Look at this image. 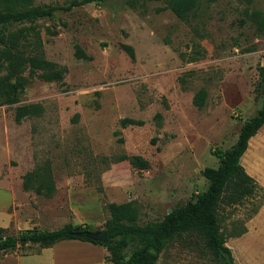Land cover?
<instances>
[{
    "label": "rangeland",
    "instance_id": "obj_1",
    "mask_svg": "<svg viewBox=\"0 0 264 264\" xmlns=\"http://www.w3.org/2000/svg\"><path fill=\"white\" fill-rule=\"evenodd\" d=\"M69 1L32 0L54 7L35 24L41 55L65 68L62 79L45 81L41 70L25 65L18 74V101L6 104L0 98V225L14 206L27 228L51 230L71 222L99 230L108 218L104 204L127 201L137 223L159 220L205 190L201 170L217 165L211 151L228 148L242 121L261 105L264 0H208L186 20L162 0H135L136 7L125 0L68 6ZM121 44L132 47V61ZM76 48L86 57L76 56ZM201 88L205 98L197 107L192 97ZM26 103H40L42 112L16 123L14 108ZM122 117L142 124L121 127ZM247 144L242 167L261 174L264 123ZM121 154L141 156L147 168L118 160ZM25 173H32L27 189ZM38 184L40 192L34 190ZM227 195L216 215L222 233L232 235L264 193L255 187L237 203ZM16 231L11 222L2 234ZM231 245L237 260L249 258V245ZM40 246L19 250L34 253ZM255 246L264 253L262 243ZM132 249L129 245L127 256ZM62 250L67 249L56 247L58 255ZM154 264L218 263L201 240L182 235Z\"/></svg>",
    "mask_w": 264,
    "mask_h": 264
},
{
    "label": "trees",
    "instance_id": "obj_2",
    "mask_svg": "<svg viewBox=\"0 0 264 264\" xmlns=\"http://www.w3.org/2000/svg\"><path fill=\"white\" fill-rule=\"evenodd\" d=\"M102 1L70 0L68 6ZM206 1L208 0H162L164 7L181 20L192 17L195 10ZM125 2L129 7L137 5L135 0H125ZM53 10L54 7L50 5L32 4V0H0V67L5 69V74L0 75L2 103L12 104L18 101L17 94L22 90L18 74L25 65L31 69L41 70L38 76L45 81L62 79L65 68L56 67L53 62L43 59L41 55V41L35 24L37 19L51 16ZM251 14L257 17L255 12ZM24 47L28 48L27 54L22 52ZM120 47L132 61L134 58L132 47L127 44H121ZM74 53L76 56L86 57L79 48H76ZM258 69L257 84L262 85L264 84V66ZM10 77H14L13 82L9 81ZM204 98L205 91L201 88L193 95L192 103L200 107L203 105ZM42 109L40 103L17 105L14 108L13 120L19 123L23 117L38 116ZM263 123L264 91L261 105L253 115L242 121L235 141L224 150L215 148L211 151V154L217 157V165L204 167L201 170V174L208 181L205 190L195 194L193 200L172 207L159 220L139 224L136 221V209L129 201L107 202L104 204L108 214L103 227L106 233L104 242L74 236L73 232L89 228L84 224L71 222L52 230L27 228L15 234H2L4 229L0 228V253L10 250L25 254L26 252L19 248L22 249L27 244L36 243L47 246L62 239L75 238L101 245L105 250L104 260L112 264H154L158 254L171 240L182 235H189L201 240L202 245L218 264H233L230 250L225 245L227 236L222 233L217 219V205L225 192H228L229 202L237 203L241 198L251 195L253 188L257 186L255 180L242 167L241 157L248 148L247 142ZM141 124L142 121L139 119L129 117L119 119L121 127ZM117 159H126L132 167L137 169H145L148 165L147 161L139 155L121 154ZM31 177L32 173L24 174L23 189L29 187ZM96 188L97 191L101 190L99 186ZM40 189V184L34 186L36 192H40ZM240 232L242 229L236 233ZM129 245H132L133 249L127 256L126 249Z\"/></svg>",
    "mask_w": 264,
    "mask_h": 264
},
{
    "label": "crops",
    "instance_id": "obj_3",
    "mask_svg": "<svg viewBox=\"0 0 264 264\" xmlns=\"http://www.w3.org/2000/svg\"><path fill=\"white\" fill-rule=\"evenodd\" d=\"M245 172L253 179H256L254 180L257 184V189L264 193V170H261V174H249L247 171ZM5 212L6 220L3 224L0 225V228H3L5 230V228H7L12 222L13 227L17 230L16 233L19 230L27 229V219L24 216H21V212H18V210L14 206L11 207L10 211L5 210ZM17 212L19 214L18 216L16 214ZM263 212L264 199L258 205L255 212L252 213V215L243 222L242 232L238 234L235 233L232 235H226L227 237L225 238V245L230 250L233 264H264V253L263 251H258L255 246L258 243H262V245H264ZM252 238L256 239L252 240ZM230 242L232 244L235 242H240L242 245H249L248 250L251 248L249 258L245 260L238 258L237 260L235 252L237 253L238 250H234V247ZM56 247H60L61 249L63 247L67 250H62V252H60V255H58ZM104 253V248L99 244H94L89 241L75 238L62 239L47 246H40L34 253L26 252L25 254H20L17 251L10 250L2 252L0 253V264H112L111 262L104 260Z\"/></svg>",
    "mask_w": 264,
    "mask_h": 264
},
{
    "label": "water",
    "instance_id": "obj_4",
    "mask_svg": "<svg viewBox=\"0 0 264 264\" xmlns=\"http://www.w3.org/2000/svg\"><path fill=\"white\" fill-rule=\"evenodd\" d=\"M73 235L78 237H85L89 240L99 241V242H104L106 240V233L104 228L99 230L86 229V230L75 231L73 232Z\"/></svg>",
    "mask_w": 264,
    "mask_h": 264
}]
</instances>
